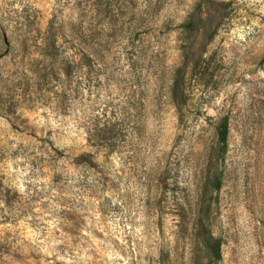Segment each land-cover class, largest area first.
Segmentation results:
<instances>
[{
  "label": "rangeland",
  "instance_id": "374dc122",
  "mask_svg": "<svg viewBox=\"0 0 264 264\" xmlns=\"http://www.w3.org/2000/svg\"><path fill=\"white\" fill-rule=\"evenodd\" d=\"M0 264H264V0H0Z\"/></svg>",
  "mask_w": 264,
  "mask_h": 264
},
{
  "label": "trees",
  "instance_id": "16d2710c",
  "mask_svg": "<svg viewBox=\"0 0 264 264\" xmlns=\"http://www.w3.org/2000/svg\"><path fill=\"white\" fill-rule=\"evenodd\" d=\"M229 133V124L227 121L222 125V131L220 135V140L221 142H225L227 140V136ZM215 254L218 256L219 255V248L217 247L215 250Z\"/></svg>",
  "mask_w": 264,
  "mask_h": 264
}]
</instances>
